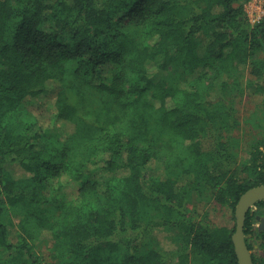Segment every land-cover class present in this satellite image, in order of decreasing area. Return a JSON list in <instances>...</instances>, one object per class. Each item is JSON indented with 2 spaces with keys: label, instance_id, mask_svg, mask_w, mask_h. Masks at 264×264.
I'll return each instance as SVG.
<instances>
[{
  "label": "trees",
  "instance_id": "1",
  "mask_svg": "<svg viewBox=\"0 0 264 264\" xmlns=\"http://www.w3.org/2000/svg\"><path fill=\"white\" fill-rule=\"evenodd\" d=\"M250 1L0 0V264H239L236 205L264 184ZM39 99L49 120L30 111ZM263 205L244 225L255 264Z\"/></svg>",
  "mask_w": 264,
  "mask_h": 264
},
{
  "label": "rangeland",
  "instance_id": "2",
  "mask_svg": "<svg viewBox=\"0 0 264 264\" xmlns=\"http://www.w3.org/2000/svg\"><path fill=\"white\" fill-rule=\"evenodd\" d=\"M246 10H247V13L250 17V19L253 21V20H257V19H260L261 17L264 16V0H251L249 3L246 4ZM179 71H182V70H179ZM157 73V78H156V81H160V80H171L173 79L177 73H174V72H171V71H166L165 73ZM192 75H182L181 77H187V78H191ZM47 104H42L43 102H45ZM255 101H256V97H250V96H247V95H244L242 98H238V108H239V114H240V117L242 118V121L244 122V119L245 117L249 116L250 112L253 111V108H254V104H255ZM48 103L49 101L47 100H44V99H39L36 101L35 104H31L29 106L30 108V111L39 116V115H43V118H45L46 120H49V115H48V109L45 107V106H48ZM27 116V115H26ZM43 118H42V121H43ZM41 121V122H42ZM47 124L49 121H45ZM243 127H244V124H243ZM73 130V124L71 123H67L66 125L62 126V128L60 129V134L65 137L67 134L71 133ZM245 130V128H244ZM54 134V131L50 132V135ZM57 133V132H56ZM59 133V132H58ZM241 155L245 156L244 155V151H241L240 152ZM12 168L14 169V173L15 175L19 176L20 175V172H18L13 166ZM72 185H73V182H72ZM73 187V186H72ZM71 186L68 187L69 189V192H72L73 191V188ZM74 193V191H73ZM200 202V201H199ZM199 210L200 211H203L205 209H208L211 211L210 213V218L211 220H213L216 224H219V225H229V226H232L234 221L232 219V215L229 211H226L225 209H220L217 208V209H211L209 207H203V203H199ZM257 215H260L259 218L255 217V226L260 229V222L259 220L261 221L263 218H264V209H260V208H257ZM159 233V232H158ZM165 235L166 233L161 231L158 235V237L160 238V240L162 241V243L166 246V247H172L173 245L165 238ZM50 237H48L47 235L45 236H42L40 237V239H49ZM15 239H13L14 241ZM259 241L260 239H252L251 242L253 244V251H256L258 248H259ZM46 251V249L44 250ZM264 251V250H263ZM263 254V253H262ZM264 255V254H263Z\"/></svg>",
  "mask_w": 264,
  "mask_h": 264
},
{
  "label": "water",
  "instance_id": "3",
  "mask_svg": "<svg viewBox=\"0 0 264 264\" xmlns=\"http://www.w3.org/2000/svg\"><path fill=\"white\" fill-rule=\"evenodd\" d=\"M260 200H264V184L249 188L241 195L236 205V229L232 235V239L239 264H255L252 251L249 249L246 241L247 235L244 231V225L248 211ZM260 229H264V218L260 222Z\"/></svg>",
  "mask_w": 264,
  "mask_h": 264
},
{
  "label": "flooded vegetation",
  "instance_id": "4",
  "mask_svg": "<svg viewBox=\"0 0 264 264\" xmlns=\"http://www.w3.org/2000/svg\"><path fill=\"white\" fill-rule=\"evenodd\" d=\"M257 208H262V207L256 206V207H255V211H256V212H257V210H256ZM263 209H264V205H263ZM256 217L259 218L260 215H257V214H256ZM261 221H262V220H261ZM261 221L259 220V222H261Z\"/></svg>",
  "mask_w": 264,
  "mask_h": 264
},
{
  "label": "built area",
  "instance_id": "5",
  "mask_svg": "<svg viewBox=\"0 0 264 264\" xmlns=\"http://www.w3.org/2000/svg\"><path fill=\"white\" fill-rule=\"evenodd\" d=\"M258 20V19H257ZM253 21H256V20H253Z\"/></svg>",
  "mask_w": 264,
  "mask_h": 264
}]
</instances>
